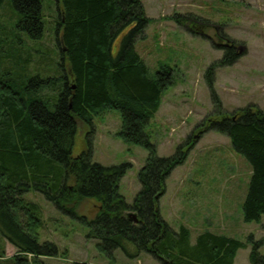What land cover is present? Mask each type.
<instances>
[{"label":"trees","instance_id":"obj_1","mask_svg":"<svg viewBox=\"0 0 264 264\" xmlns=\"http://www.w3.org/2000/svg\"><path fill=\"white\" fill-rule=\"evenodd\" d=\"M5 2L0 0V9ZM56 2L61 61L54 75H32L30 64L9 45L27 46L29 39L43 38L42 0H10L16 14L11 31L16 37L5 30L0 34V58L12 64L0 65V264H42L41 257L59 254L55 244L39 243L42 212L38 204L25 198L30 192L43 194L62 213L86 224L87 238L98 240L97 248L113 261L114 251L128 253L126 242H132L138 253L147 252L163 264H234L245 243L206 232L192 245L189 229L181 226L175 232L162 218L159 202L173 170L185 163L199 137L213 130L229 137L233 150L250 162L252 174L242 214L247 223L261 222L264 112L249 106L220 119L208 117L198 136L180 146L175 156L159 157L145 129L159 110L164 91L175 83L174 69L164 67L151 76L135 48L136 39L150 22L142 2ZM24 34L29 39H22ZM240 57L239 52L227 51L220 65H230ZM216 66L209 68L207 81L221 113L213 84ZM112 109L121 114L119 137L149 152L138 175L142 189L132 205L119 188L131 164L104 167L92 163L88 153L73 155L80 125H91L94 117ZM88 201L96 204L92 219L76 212ZM6 240L18 249L9 258ZM259 246L255 243L249 256L251 264H264Z\"/></svg>","mask_w":264,"mask_h":264},{"label":"rangeland","instance_id":"obj_2","mask_svg":"<svg viewBox=\"0 0 264 264\" xmlns=\"http://www.w3.org/2000/svg\"><path fill=\"white\" fill-rule=\"evenodd\" d=\"M42 1L46 23L43 38L34 41L24 34L22 39H29L27 46L18 42L9 45L30 64L32 75L45 76L59 70L61 55L57 2ZM140 1L150 22L136 39L135 48L151 76L164 67L174 69L175 83L164 91L161 106L145 129L159 157L175 156L180 146L198 136L208 117L220 119L249 106L264 112V0ZM15 21V9L6 0L0 9V25L4 27L0 26V34L4 30L12 32ZM227 51L239 52L241 57L230 65H220ZM0 65L12 64L0 58ZM213 65H217L213 84L221 113L207 81ZM120 130V111H104L91 125H80L73 155L88 153L92 163L104 167L131 164L119 188L132 205L142 189L138 175L149 152L122 140ZM251 174L250 162L233 150L229 137L213 130L205 132L185 163L168 178L166 193L159 202L162 218L175 232L181 226L188 228L192 243L206 232L245 243L235 264H251L249 256L255 243H260L258 251L264 255V216L261 222L247 223L242 214ZM24 196L38 204L42 212L39 243L50 242L59 249L56 257H41L42 264H163L147 252L138 253L132 242H126L128 253L115 250L113 261L97 248L98 240L87 238L86 224L62 213L39 192ZM95 206L88 201L76 212L92 219L97 212ZM5 245L7 258L17 254L13 244L6 240Z\"/></svg>","mask_w":264,"mask_h":264},{"label":"water","instance_id":"obj_3","mask_svg":"<svg viewBox=\"0 0 264 264\" xmlns=\"http://www.w3.org/2000/svg\"><path fill=\"white\" fill-rule=\"evenodd\" d=\"M129 217L132 218V219L134 220L135 223L138 222V219H137V217H136L135 214L132 213V214L129 215Z\"/></svg>","mask_w":264,"mask_h":264},{"label":"crops","instance_id":"obj_4","mask_svg":"<svg viewBox=\"0 0 264 264\" xmlns=\"http://www.w3.org/2000/svg\"><path fill=\"white\" fill-rule=\"evenodd\" d=\"M208 233L214 234V233H212V232H208ZM203 234H204V233H203ZM214 235H217V234L215 233ZM198 237H199V236H198ZM198 237H197V238H198ZM197 238H196V241H197ZM196 241H195L194 243L191 242L192 245H194V244L196 243ZM235 259H236V258H235ZM234 264H235V261H234Z\"/></svg>","mask_w":264,"mask_h":264}]
</instances>
